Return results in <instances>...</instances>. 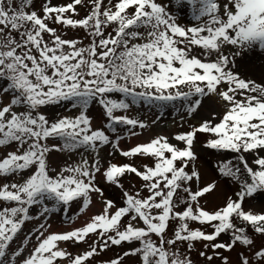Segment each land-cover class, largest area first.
I'll use <instances>...</instances> for the list:
<instances>
[{
  "label": "snow or ice",
  "instance_id": "6c2138e0",
  "mask_svg": "<svg viewBox=\"0 0 264 264\" xmlns=\"http://www.w3.org/2000/svg\"><path fill=\"white\" fill-rule=\"evenodd\" d=\"M78 6L88 8L79 19ZM184 7L190 10L189 23L177 15ZM63 29H82L89 43L65 39ZM253 58L264 60V0H43L39 10L34 0H0V178L5 180L0 184V264H88L125 244L127 250L107 264H125L126 258H136V264H194L189 253L196 243L203 245L198 255L206 264L216 259L228 264L222 253L238 245L252 251L255 241L247 226L264 236V213L246 211L243 204L264 194V84L242 76L240 69ZM260 71L264 74V65ZM209 96L223 105L221 118L213 124V113L212 120L175 134L182 148L158 135L124 150L123 137L108 134L117 133L118 126L133 136L135 129H145L144 122L127 114L141 101H186L187 113L193 114L200 98ZM65 105L75 114L55 113L50 119V108ZM94 105L103 127H93L89 112ZM198 133L209 134L207 149L236 154L215 165L221 177L239 185L236 198L228 197L214 211L201 199L213 193L216 182L192 187L201 181L195 166ZM105 146L153 163L142 169L104 167L99 152ZM53 152L77 153L81 159L57 171L49 163ZM86 153L96 158L90 161ZM98 174L121 189L125 174L143 184L134 194L123 191L122 206L104 200L102 212L79 229L46 235L41 223L13 247L26 222L50 211L46 201L66 213L78 201L80 211H86L92 194L103 198ZM34 206L42 209L38 215L30 213ZM90 234L96 239L82 253L59 246L87 243ZM222 234L230 239L219 240ZM33 236L35 246L29 250ZM253 260L264 264V246L251 259L239 254L240 264Z\"/></svg>",
  "mask_w": 264,
  "mask_h": 264
},
{
  "label": "rangeland",
  "instance_id": "374dc122",
  "mask_svg": "<svg viewBox=\"0 0 264 264\" xmlns=\"http://www.w3.org/2000/svg\"><path fill=\"white\" fill-rule=\"evenodd\" d=\"M43 0H34L35 8L36 10H39L41 7ZM70 2V0H53V3L56 4H66ZM79 12V16L75 17L77 19L83 18L87 12L88 8L86 7H80L77 8ZM177 15L181 17L180 22L181 23H189L191 22V14L188 7H184L182 10H180ZM52 27H56L58 31L61 30V26L52 24L50 25ZM63 34L65 39H81L83 41V45H87L89 43V38H87L86 33L82 29H63ZM110 31V29H109ZM47 38V37H46ZM81 45V46H83ZM196 52H199V49H195ZM264 65V60L259 58H253L250 63H244L241 65V75L255 80L257 83L264 84V74L261 73L260 69L261 66ZM202 104L200 108L197 110V112L193 114H188L185 105L188 103L186 101H175V102H152V103H145L143 101L139 102L138 105L132 106V108L127 113L131 118L139 119L140 121L144 122L147 127L145 129H135V132L137 135H130L128 130L124 128L123 126H118L119 130L117 133H108L110 136L114 137H123L120 139V148L124 150H128L131 147L150 142L151 139L155 138L158 135H163L162 132H165L167 137L169 138V142L174 145H178L179 147H184L182 143L177 142L175 139H173L175 134L178 133H186L191 130L194 126H199L201 122L205 120H212V114H216V120H213V124L219 121L221 118L224 107L221 103L218 102V98L215 96H209V97H201ZM66 105L61 106H55L50 108L48 111L52 113L53 115H50V119L54 118L55 113H60L62 115H74L75 110L73 111H66ZM98 112H100V109L98 106H92L90 109L89 115L92 116L95 120V117L97 116ZM150 114V115H148ZM173 123L172 128H166V125L168 123ZM104 121H102L99 125H93L96 126L94 128H100L103 127ZM168 129V130H167ZM167 131V132H166ZM210 138L209 134H202L198 133L197 138L194 144V150L198 156V160L196 162V168L199 170L201 174V181L199 183L193 184L192 187L195 190L197 187H201L204 185H207L208 183H211L213 181L216 182L217 187L213 191V193L206 195L205 198L201 199V204L203 207H205L209 211H214L219 207H222L225 205V202L228 198V196L233 197L235 199V193L239 190V185L237 183H234L230 179H225L220 176L217 168L215 165L223 160L230 159L234 157L236 154L231 152H216L210 149H207L204 147V144L206 141ZM57 141H50V143H56ZM90 161L94 160L96 158V153H86L85 154ZM70 156L69 158H67ZM62 157V159H60ZM65 157V158H63ZM99 158L101 161V164L104 167H107L109 163H116L118 165H124V164H131L133 166H136L138 168L142 169V166L147 164L149 166L152 165L153 161L151 158L147 157H134V158H125L119 154V152H115L111 146H105L104 148L100 149L99 152ZM249 160V163L251 164L252 157H247ZM81 159L80 155L77 153H60V152H53L49 155V163L52 167L56 168L57 171H59L62 167L75 164L79 162ZM235 162V161H234ZM191 167V165H190ZM24 175H27L25 173ZM51 175H56L55 172L51 173ZM9 180L16 179L19 180L20 178H7ZM5 182L3 178H0V184ZM120 183L123 185V189L116 187L114 185H109L105 183L103 178L98 174L97 175V184L100 186L104 192L105 195L103 198L99 197L97 194H92V203L89 205V210H86L84 212L80 211L81 208V202H73L70 206H68V211L70 215L66 214L64 209L59 206L55 205L54 202L46 201V206L50 208V211L45 214L44 216H40L37 219H33L29 222H26L24 225V228L22 230V233L19 234V238L16 241V245L13 247L19 245L21 241L24 239V236L31 231H35L36 228L39 227V224L43 223L49 232H52L53 229H56L59 224L58 222H62V225L60 226V229L62 232H68L71 230L79 229L83 227L86 223L90 222L91 217L94 215L100 214L102 212V209L104 207V200H112L114 201L115 205L117 207L123 205V191L127 190L130 193L134 194L136 191L141 190L143 181H141L138 177H136L134 174H125L124 177L121 178ZM221 185H225L229 188L230 195L226 197L225 199L221 198L219 201L218 196V189ZM142 196H146L147 192L142 191ZM181 198H186V194H184L182 191L180 193ZM184 205L180 206V209H182ZM55 208V211H52L51 209ZM243 208L247 210H251L254 213H264V194H258L257 196H254L253 198H248L244 201ZM178 209V210H180ZM42 209L40 206H34L30 213L32 215H38V213ZM115 209H113L114 211ZM49 217H52L50 219ZM71 217V219H69ZM192 227H203L206 231H211V228H208L206 226H200L198 224H193ZM47 231V232H48ZM247 233L250 237H252L255 241V245L252 251L246 250L243 246L238 245L232 252H223V256L228 257V264H240L239 262V254L244 253L245 255L249 256L251 259L253 256V252L256 249H259L260 247L264 246V236H260L258 234L254 233V230L252 228H248ZM171 235V233H169ZM96 239L95 235H91L87 238V243H73V242H61L60 247L67 249V251L75 254L82 253L83 251L87 250L89 245L92 243L93 240ZM230 239L229 234H222V236L219 238L221 241H228ZM35 246V241L32 239L30 244H28V249L30 250ZM129 246L127 244L122 245L121 247H115L112 246L105 252L100 253L99 255L95 256L91 261L88 262V264H107V261H109L112 258H115L118 254H122L124 250H127ZM185 250V246L181 245V251L183 252ZM203 245L202 243H196L193 250L189 253L191 256L194 264H206V261L201 258L198 253L199 251H202ZM211 254V252H209ZM27 255V252L25 253ZM125 264H136V258H126ZM213 264H221V260L216 259L213 261ZM252 264H256V262L253 260Z\"/></svg>",
  "mask_w": 264,
  "mask_h": 264
},
{
  "label": "bare ground",
  "instance_id": "6f19581e",
  "mask_svg": "<svg viewBox=\"0 0 264 264\" xmlns=\"http://www.w3.org/2000/svg\"><path fill=\"white\" fill-rule=\"evenodd\" d=\"M98 114H99V112H98ZM98 114H97V116H98ZM148 115H150V114H148ZM96 116V117H97ZM95 117V120L96 121H93V125H99L103 120H101V119H97ZM94 127H96V126H94ZM173 127V123L171 122V123H168L167 125H166V128H172ZM167 129V130H168ZM167 132V131H166ZM162 134L164 135V136H166L167 134L165 133V132H162ZM70 156H68L67 158H69ZM63 158H65V157H63ZM60 159H62V157H60ZM225 195H226V197L228 196V195H230V191H229V188L227 187V186H225V185H221L220 184V187H219V189H218V196H219V201L221 200V198H223V199H225L226 197H225ZM229 197V196H228ZM87 210H89V209H87ZM66 214H68V215H70V213H69V211H67V213ZM50 219H52V217H49ZM58 224H59V226L56 228V229H53V231L52 232H49L48 231V229H47V231L48 232H46L45 234L47 235V234H49V233H60V232H62L61 231V229H60V226L62 225V222H58ZM40 225V224H39ZM31 232H34V231H31ZM30 232V233H31ZM32 239L35 241V236H33L32 237ZM30 244V243H29Z\"/></svg>",
  "mask_w": 264,
  "mask_h": 264
},
{
  "label": "trees",
  "instance_id": "16d2710c",
  "mask_svg": "<svg viewBox=\"0 0 264 264\" xmlns=\"http://www.w3.org/2000/svg\"><path fill=\"white\" fill-rule=\"evenodd\" d=\"M241 167H242V165H241ZM236 223L239 225L240 222L237 220ZM248 228H251V227L247 226V230H248Z\"/></svg>",
  "mask_w": 264,
  "mask_h": 264
}]
</instances>
